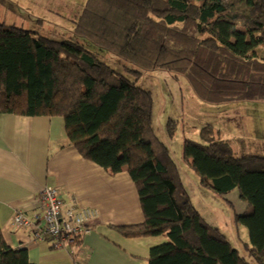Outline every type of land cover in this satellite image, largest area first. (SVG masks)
I'll use <instances>...</instances> for the list:
<instances>
[{
  "label": "trees",
  "instance_id": "obj_1",
  "mask_svg": "<svg viewBox=\"0 0 264 264\" xmlns=\"http://www.w3.org/2000/svg\"><path fill=\"white\" fill-rule=\"evenodd\" d=\"M75 35L80 40L56 41L0 27V114L60 117L83 158L111 175L129 173L146 221L119 232L169 238L151 249L149 264H264V157H235L210 124L200 131L203 142L184 145L200 185L229 202L248 228L245 258L193 205L154 131L152 93L98 53L137 74L183 77L207 103H264V0H88ZM171 123L173 136L178 124ZM235 191L246 207L231 199ZM0 264H31L1 228Z\"/></svg>",
  "mask_w": 264,
  "mask_h": 264
},
{
  "label": "crops",
  "instance_id": "obj_2",
  "mask_svg": "<svg viewBox=\"0 0 264 264\" xmlns=\"http://www.w3.org/2000/svg\"><path fill=\"white\" fill-rule=\"evenodd\" d=\"M87 1L55 0L52 6L83 13ZM47 186L59 191L64 212L83 207L97 211L80 245L36 241L31 229L14 225L16 211L29 217L41 211L40 191ZM145 221L129 173L111 175L83 158L69 142L62 118L0 114V228L11 248L28 251L31 264H149L151 249L169 238L131 239L118 230ZM230 226L217 229L224 235L232 232Z\"/></svg>",
  "mask_w": 264,
  "mask_h": 264
},
{
  "label": "rangeland",
  "instance_id": "obj_3",
  "mask_svg": "<svg viewBox=\"0 0 264 264\" xmlns=\"http://www.w3.org/2000/svg\"><path fill=\"white\" fill-rule=\"evenodd\" d=\"M58 1V0H57ZM55 0H0V27H12L21 33L46 37L56 41L80 40L75 35L76 21L81 16L77 9L55 11ZM90 51L98 55L116 71L137 82L153 96V128L158 139L168 148L176 164L185 190L203 218L213 227L229 226L226 239L242 257H248L246 242H250L247 227L236 222L229 202L200 185L199 177L184 159L186 139L203 142L200 131L207 124L214 127L217 142L227 143L235 157L254 155L264 157V103L224 102L211 104L202 101L187 81L164 71H142L137 74L130 64L108 53ZM178 124L175 135H169V124ZM198 181V183H197ZM238 191V190H237ZM235 191L231 199L246 207ZM242 209V208H241ZM243 210V209H242ZM249 240V241H248Z\"/></svg>",
  "mask_w": 264,
  "mask_h": 264
},
{
  "label": "built area",
  "instance_id": "obj_4",
  "mask_svg": "<svg viewBox=\"0 0 264 264\" xmlns=\"http://www.w3.org/2000/svg\"><path fill=\"white\" fill-rule=\"evenodd\" d=\"M40 201L41 211L32 217L16 211L13 223L18 228L31 229L36 241L52 239L56 247L77 245L78 237L90 231L89 224L97 216V211L86 207L64 212L60 193L53 187L40 191Z\"/></svg>",
  "mask_w": 264,
  "mask_h": 264
}]
</instances>
